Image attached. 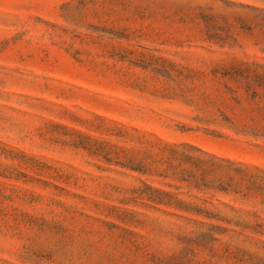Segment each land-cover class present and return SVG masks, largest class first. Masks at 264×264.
<instances>
[{
	"label": "rangeland",
	"instance_id": "374dc122",
	"mask_svg": "<svg viewBox=\"0 0 264 264\" xmlns=\"http://www.w3.org/2000/svg\"><path fill=\"white\" fill-rule=\"evenodd\" d=\"M0 264H264V0H0Z\"/></svg>",
	"mask_w": 264,
	"mask_h": 264
}]
</instances>
